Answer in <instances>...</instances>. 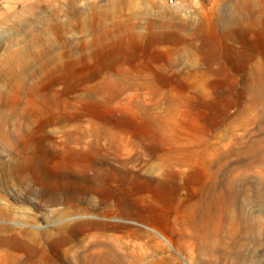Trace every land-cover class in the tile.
<instances>
[{
    "label": "rangeland",
    "instance_id": "1",
    "mask_svg": "<svg viewBox=\"0 0 264 264\" xmlns=\"http://www.w3.org/2000/svg\"><path fill=\"white\" fill-rule=\"evenodd\" d=\"M0 264H264V0H0Z\"/></svg>",
    "mask_w": 264,
    "mask_h": 264
},
{
    "label": "bare ground",
    "instance_id": "2",
    "mask_svg": "<svg viewBox=\"0 0 264 264\" xmlns=\"http://www.w3.org/2000/svg\"><path fill=\"white\" fill-rule=\"evenodd\" d=\"M117 210H118V211H117L116 213H118V215H122L123 212H122L121 206H118V205H117ZM122 216H123V215H122ZM124 216H125V215H124Z\"/></svg>",
    "mask_w": 264,
    "mask_h": 264
},
{
    "label": "built area",
    "instance_id": "3",
    "mask_svg": "<svg viewBox=\"0 0 264 264\" xmlns=\"http://www.w3.org/2000/svg\"><path fill=\"white\" fill-rule=\"evenodd\" d=\"M168 3L169 4H173V0H168Z\"/></svg>",
    "mask_w": 264,
    "mask_h": 264
}]
</instances>
